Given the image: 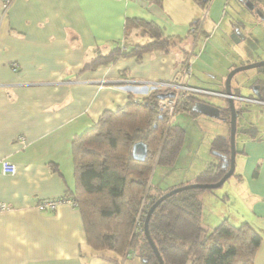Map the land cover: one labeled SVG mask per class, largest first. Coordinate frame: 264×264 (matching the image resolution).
<instances>
[{
  "label": "crops",
  "instance_id": "crops-1",
  "mask_svg": "<svg viewBox=\"0 0 264 264\" xmlns=\"http://www.w3.org/2000/svg\"><path fill=\"white\" fill-rule=\"evenodd\" d=\"M160 3L13 0L5 12L0 8V160L15 164L14 173L0 170V200L11 206L0 211V264H107L86 243L73 204L64 201L55 210H39L37 204L73 187V137L92 126L102 111L125 105L129 93L142 95L121 85L177 80L186 60L198 59L200 36L205 41L216 34L218 27L211 33L212 28L223 20L218 35L225 43L235 28L223 18L224 11L217 13V4L209 9L207 4L200 20L204 9L193 0ZM126 17L151 19L176 43L167 52L150 49L140 57L85 68L96 47H130L149 40L139 28L126 34ZM203 73L200 82L221 91L224 74ZM192 74L185 81L198 87L191 82ZM216 96L220 101L209 103L223 105L224 96ZM241 143L232 183L244 191L240 221H248L262 235L254 264H264V131L256 129ZM202 217L213 223L204 212Z\"/></svg>",
  "mask_w": 264,
  "mask_h": 264
},
{
  "label": "trees",
  "instance_id": "trees-1",
  "mask_svg": "<svg viewBox=\"0 0 264 264\" xmlns=\"http://www.w3.org/2000/svg\"><path fill=\"white\" fill-rule=\"evenodd\" d=\"M156 1L161 5L160 0ZM193 1L204 9L210 0ZM258 2L264 3V0ZM134 28H139L149 40L130 47L119 43L107 50L96 47L94 56L84 67L107 65L125 56L140 57L150 49L167 52L176 43L151 19L126 17L125 33ZM256 68L264 69V65ZM222 86L221 92L224 83ZM231 90L235 95L245 96L239 87L231 86ZM159 91L162 90L142 95L129 93L125 105L102 111L92 126L71 140L73 187L58 198L73 202L82 219L86 243L96 256L111 264H122L134 251L145 264H159L146 239L143 224L149 206L168 190L155 187L150 191V174L154 163H174L184 138V129L172 124L170 117L167 119L159 111ZM259 91L258 99L264 101V81ZM251 96L254 95L250 93L248 97ZM196 99V95L187 94L179 100L178 110L196 113L192 108ZM234 104L237 113L243 110L236 105L237 100ZM220 110L221 118L229 123L227 100ZM252 128L253 134L256 128ZM136 141L146 145L143 160L132 156V145ZM211 144L220 155L219 161L200 170L194 183L216 182L229 167V135H217ZM238 151L236 148V153ZM223 160L227 164L224 165ZM211 189H182L162 199L152 210L148 233L164 264H254L262 235L248 221L234 224L223 218L213 226L204 222L201 192ZM137 218L140 225L136 224ZM104 249L112 254L107 255Z\"/></svg>",
  "mask_w": 264,
  "mask_h": 264
},
{
  "label": "rangeland",
  "instance_id": "rangeland-1",
  "mask_svg": "<svg viewBox=\"0 0 264 264\" xmlns=\"http://www.w3.org/2000/svg\"><path fill=\"white\" fill-rule=\"evenodd\" d=\"M243 1L210 0L208 2V9L211 4H217V13L221 14L224 11L223 18L227 22L235 23L234 27L239 26L244 37L234 43L231 40L230 32L225 43L222 42L218 33L222 28L223 20L220 24L217 23V26L212 28L211 33L218 27L216 34L213 36L210 35L205 41L200 36L196 54L198 59L191 61L194 69L193 74L191 73L193 76L191 82L198 85V87H193H210L211 84L208 85L207 83L200 82L204 77L203 72L211 73L212 71H219L224 74L225 79V75L229 71L230 66L249 64L264 59V3H260L258 0H251L259 7L258 11L253 12L243 5ZM206 9L201 10V14H198V16H201L199 18L200 20L204 19L208 10ZM195 24L194 21L192 25L194 26ZM142 42H144V39L140 40V43ZM199 49L200 51H198ZM258 75L259 72L256 67L237 71L232 76L231 86L233 88L239 87L241 94L248 97L253 90V86H250L252 78ZM183 82L189 85L185 81V78ZM167 92H171V90L165 93ZM187 94H199L211 102L220 101L219 96H216L212 92L187 90L183 96L185 97ZM239 97L241 98H235L237 100L236 105L243 108V110L237 114L236 118L235 149L238 148V150L241 148L242 140L248 134H252V131H250V129L253 130L252 127L260 129L261 132L264 131V101L260 100V102L256 100L257 103L247 100L244 96ZM223 98L226 97L224 96ZM249 99L252 100L251 98ZM238 100L242 101L240 102ZM222 102L224 104L225 100L222 99ZM173 108L172 112L169 111L170 113L162 109H159V111L164 113L167 119L170 117L172 124H177L184 129V138L178 155L172 165L161 163L153 164L150 174V182L152 185L150 191H153L155 187L161 190H170L187 183H194L197 172L206 167V165L202 167L204 165L202 164L203 162L207 163L208 161L209 163L210 161L209 164H213L219 161V153L211 148L213 138L217 135H229V123L222 118L210 117L198 112L190 114L186 110H178V103ZM193 170L197 172L194 173ZM233 180L234 177L231 175L221 186L201 192L203 212L207 218L213 220V223L210 222L212 226L223 218L234 224H240L242 222L239 218L241 213L239 207L246 202L245 197H243L244 191L240 185H233ZM103 251H106L105 253L109 256L112 254L110 250L104 249ZM105 261L107 264H111L107 260ZM122 264L145 263L134 251L132 255H128L124 259Z\"/></svg>",
  "mask_w": 264,
  "mask_h": 264
},
{
  "label": "water",
  "instance_id": "water-1",
  "mask_svg": "<svg viewBox=\"0 0 264 264\" xmlns=\"http://www.w3.org/2000/svg\"><path fill=\"white\" fill-rule=\"evenodd\" d=\"M243 5L249 9V10H253L254 9V3L251 0H244L243 1ZM258 11V9H255V12ZM230 37L231 40L236 43L238 41L241 40L242 38V34L240 31H238V29H234L231 33H230ZM264 65V59L253 62V63H249V64H244V65H236L234 67H232L227 74L225 75V79H224V91H215L218 94L224 95L227 98V102H228V106H229V111H230V116H229V149H230V153H229V167L227 168V170L224 172V174L219 178V180H217L216 182H212V183H187L184 184L182 186H178V187H174L168 191H166L165 193H163L162 195H160L148 208L147 213L145 214V218H144V224H143V229H144V234L146 236L147 241L149 242L154 254L156 255L159 264H164L163 260L156 248V246L154 245L152 239L149 236L148 233V219L149 216L152 212V210L154 209V207L165 197L180 191L182 189H187V188H193V187H206V188H216L221 186L227 178H229L233 173H234V168H235V154H236V149H235V132H236V118H237V110L235 108V104H234V100L235 98H241L239 96H236L235 94L232 93L231 90V79L232 76L240 70L243 69H248V68H254V67H259ZM166 96H173V92H167V93H159L158 94V98L163 99ZM247 100H250L247 97H244ZM193 110H195L198 113H202L206 116H210V117H216V118H221L220 115V108L210 104L209 102H205V101H200L197 100L194 102V104L192 105ZM132 156L133 158L137 159V160H143L146 156L147 153V148L146 145L143 141H136L133 143L132 145ZM225 158V157H224ZM223 164H227L225 162V160H223Z\"/></svg>",
  "mask_w": 264,
  "mask_h": 264
},
{
  "label": "built area",
  "instance_id": "built-area-1",
  "mask_svg": "<svg viewBox=\"0 0 264 264\" xmlns=\"http://www.w3.org/2000/svg\"><path fill=\"white\" fill-rule=\"evenodd\" d=\"M13 0H0V8L2 12H5ZM191 74V64L189 61L186 62L184 69L177 80H165V81H156L151 82L145 85H121L123 88L131 89L135 91V93H144L147 94L152 90H163L168 91L171 90L173 92V96L166 97L161 99L158 105V109L166 110L168 113L173 111V107L177 105L179 100L184 98V92L187 90L192 91H203L200 88H196L190 85H187L183 82V79ZM170 111V112H169ZM0 170L6 173H14L15 172V164L7 161V160H0ZM64 201H69L71 204L73 202L69 199L64 200L63 198H45L39 201L37 204V208L39 210H55L56 207ZM74 205V204H73ZM11 206L5 202L0 200V211L8 210ZM136 224L140 225V220L137 218Z\"/></svg>",
  "mask_w": 264,
  "mask_h": 264
},
{
  "label": "flooded vegetation",
  "instance_id": "flooded-vegetation-1",
  "mask_svg": "<svg viewBox=\"0 0 264 264\" xmlns=\"http://www.w3.org/2000/svg\"><path fill=\"white\" fill-rule=\"evenodd\" d=\"M259 7H257L256 6V4H254V9L253 10H250V11H253V12H255L254 10L255 9H258ZM234 29H238V31H240L241 32V34H242V31L240 30V28H239V26H236ZM244 36L242 35V38H243ZM241 38V39H242ZM258 72H259V75L258 76H254L253 78H252V81H251V84H250V86L252 85L253 86V90L251 91V93L254 95V96H251V97H253V98H251V97H247V98H251L252 100H249V101H254V102H257L256 100H259L260 101V99H258V97H260L261 96V93H260V91H259V89H260V83L262 82V81H264V69H258ZM202 89H205V88H202ZM204 92V91H203ZM215 94H218L217 92H214ZM194 95H196V100H194V102L195 101H197V100H200V101H205V102H211V101H209L208 99H204L203 97H201L199 94H194ZM244 97H246V96H244ZM223 100H226V98H223ZM238 101H242V100H238ZM261 102V101H260ZM258 103V102H257ZM194 104V103H193ZM192 104V105H193ZM217 107H222V105H217ZM240 108V107H239ZM221 111V110H220ZM240 112H242V110L240 111ZM238 114V113H237Z\"/></svg>",
  "mask_w": 264,
  "mask_h": 264
},
{
  "label": "clouds",
  "instance_id": "clouds-1",
  "mask_svg": "<svg viewBox=\"0 0 264 264\" xmlns=\"http://www.w3.org/2000/svg\"><path fill=\"white\" fill-rule=\"evenodd\" d=\"M189 60V59H188ZM187 61V60H186ZM185 61V62H186ZM184 69V68H183ZM183 71V70H182ZM191 72H192V67H191ZM182 73V72H181ZM178 79V78H177ZM168 80H171V79H168ZM176 80V79H175ZM165 81V80H164ZM154 82H156V81H154ZM151 83V82H150ZM143 85H145V84H143ZM200 88V87H199ZM201 90H203L204 92H212V93H214L215 91L214 90H210V89H207V88H205V89H202V88H200ZM166 91H159V93H165ZM172 92V91H171ZM149 93V92H148ZM147 93V94H148ZM140 94H144V93H140ZM166 97H170V96H166ZM160 99V98H159ZM164 99V98H163ZM161 100V99H160Z\"/></svg>",
  "mask_w": 264,
  "mask_h": 264
}]
</instances>
